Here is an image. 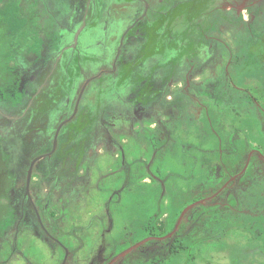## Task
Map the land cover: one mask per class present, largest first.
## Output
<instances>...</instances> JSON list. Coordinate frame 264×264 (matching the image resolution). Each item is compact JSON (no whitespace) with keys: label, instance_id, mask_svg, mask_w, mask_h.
Returning <instances> with one entry per match:
<instances>
[{"label":"rangeland","instance_id":"rangeland-1","mask_svg":"<svg viewBox=\"0 0 264 264\" xmlns=\"http://www.w3.org/2000/svg\"><path fill=\"white\" fill-rule=\"evenodd\" d=\"M234 41L228 43L227 80L215 72L210 84L202 80L199 95H181V103L172 104L187 107L185 112H164L167 104L157 97L148 120L108 115L105 127L94 128L99 138L91 143L82 134L97 122V107L79 111L55 161L71 164L74 150L78 163L72 169H79L81 178L71 196L44 186L52 207L65 209L56 242L29 229L32 264H63L67 250L66 264H264V43L252 50L237 48ZM220 69L226 73L225 66ZM55 74L61 85L55 101L26 115L24 169L33 153L30 141L38 133L52 139L73 113L84 82L75 87L73 79V86L63 89L66 79L60 70ZM20 120L0 118V131L9 133ZM157 122L163 123L159 129L151 125ZM70 172L56 176L68 179ZM51 210L59 215L56 207ZM50 211L44 213L47 222ZM161 224H175L164 239L177 235L188 249L148 258L147 229L157 234Z\"/></svg>","mask_w":264,"mask_h":264},{"label":"flooded vegetation","instance_id":"flooded-vegetation-1","mask_svg":"<svg viewBox=\"0 0 264 264\" xmlns=\"http://www.w3.org/2000/svg\"><path fill=\"white\" fill-rule=\"evenodd\" d=\"M3 8L6 24L10 30L20 34L21 46L35 50L40 58L32 72L35 89L31 99L20 116L11 118L12 123L21 118L19 128H22L23 137L30 124L26 120L27 113L32 110L33 113L39 112L56 99L55 90L61 85L57 83L59 75L55 72L60 70L67 81L63 89L69 84L68 88L73 86V79L75 87L80 80L84 81L73 113L62 119L52 139L43 138L38 133L33 138L36 143L30 144L34 153L35 149L39 152L41 146L51 143L52 149L39 156L51 153L58 129L63 125L56 151L43 158L48 161L57 154L59 145L64 144L67 125L86 106L92 110L97 107V122L89 127H92L90 131L86 127L82 134L91 143L99 138L94 128L105 127L109 123L105 121L108 115L131 113L141 117L140 120H148L147 115L157 97L167 104L163 107L164 112L170 109L177 113L185 112L187 107L172 104L175 101L181 103L178 101L181 95H199L202 80L210 84L215 72L216 76L227 80L228 43L235 40L237 48L252 50L262 43L249 41L248 35L239 37L231 29L228 31V25L239 23L243 28L257 20L259 25L254 31L264 30V0H60L59 4L57 0H5ZM53 32L59 33L60 37L54 35L48 43L43 34ZM55 44V53H49L47 57L42 52L38 54L41 50L55 47ZM222 66H225L224 74L220 69ZM77 71V78H72L71 72ZM48 84L51 86L46 89ZM162 124L151 125L159 129ZM21 141L19 153L11 164L18 173L23 172L24 165V138ZM72 152L78 159V154L74 150ZM72 152L67 154L71 157ZM86 155L82 154L79 167L83 168ZM78 170H73V178L77 180L81 178ZM53 178L52 186H55L60 176L55 174ZM68 186L66 189L70 188ZM25 196L28 198L26 185ZM33 204L40 228L49 240L56 242L54 236L61 232L60 228L51 222L45 225L34 201ZM48 207L49 202L44 210ZM47 226L58 233H51ZM26 236L29 235L18 231L0 235V264H32ZM37 236L43 234L39 232ZM69 257L70 253L67 260Z\"/></svg>","mask_w":264,"mask_h":264},{"label":"trees","instance_id":"trees-1","mask_svg":"<svg viewBox=\"0 0 264 264\" xmlns=\"http://www.w3.org/2000/svg\"><path fill=\"white\" fill-rule=\"evenodd\" d=\"M5 0H0V118L5 122H11V118L20 116L23 109L29 103L31 95L34 92V83L32 81L33 69L37 67L38 58L35 50L22 47L18 33L13 32L5 22L3 15V3ZM60 0H57L59 4ZM258 21L251 22L250 25H246L242 28L239 23L228 25V31H233L239 34V37L242 35H248L247 38L249 41L258 43L261 41L264 43V30L254 31L259 23ZM254 31V32H253ZM253 32V33H252ZM54 34H46L43 36L45 39L50 41L54 35L60 37L59 33L53 32ZM252 34V35H251ZM247 39L243 40L246 41ZM262 49H258V52ZM57 51V44L53 48H46L42 52L44 57H47L49 53H55ZM261 53V52H259ZM264 55V54H263ZM47 59V58H46ZM262 66V64H260ZM214 85V83L212 84ZM26 131V130H25ZM6 131H0V235L1 234H14L17 231L20 234L30 233L29 229L38 230L41 234L45 235L44 231L40 228L39 222L35 211L32 208V205L28 198L25 196V185L27 179V171L29 169L31 161L46 152H49L52 149V144L41 146L39 152L30 153L28 157L30 161L27 162L26 168L23 172L18 173V170L13 169L11 166L12 160L19 153L18 145L22 143L23 131L17 127L16 129L9 130V133ZM26 139L24 138V144ZM34 143L33 140L30 141V144ZM31 147V146H30ZM71 157H74V152L71 153ZM57 155V154H56ZM56 155L49 161L48 159H43L39 161L35 168L33 179L31 183V195L33 201L41 215L43 217L44 224H47L45 216L43 215L46 211H50L52 207L53 196H49L45 192V187L53 192L58 189V193L71 195V190L73 184H78L79 181L75 177V172L72 169L74 164H77L78 161L74 158L71 161V164L63 166L60 161H55ZM70 171L71 177L66 175L61 176L58 179V182L54 185V175L56 173H61V171ZM54 174V175H53ZM24 180V186L23 185ZM71 181V184H70ZM19 183L21 186H19ZM70 184V186H68ZM45 186V187H44ZM58 186V187H57ZM70 187L66 189V187ZM57 187V188H56ZM241 189V186H237V191ZM69 190V191H68ZM49 193V192H48ZM239 191V195H240ZM241 196V195H240ZM235 200H237L235 198ZM49 202L48 210H44L45 204ZM59 210V215L54 211H50L49 217L52 224H56L59 228L61 226L60 222L62 219V214L65 209L64 206L57 204L55 206ZM229 211V210H228ZM175 224L166 226L162 225L159 227L157 234L153 233L150 229H147V237H153L148 241L150 248L147 249L145 253L148 258H153L156 260L157 255H161V258L174 256L182 251L188 249L183 243H180L179 237L174 235L171 239L161 240L160 238L169 236L172 234ZM48 227V226H47ZM48 230L53 233L52 229L48 227ZM54 232L53 234H57ZM146 237V238H147ZM148 243L144 246L148 247ZM143 246V247H144ZM137 250H140L141 248ZM152 253L150 254V252ZM158 264H165L159 262Z\"/></svg>","mask_w":264,"mask_h":264},{"label":"water","instance_id":"water-1","mask_svg":"<svg viewBox=\"0 0 264 264\" xmlns=\"http://www.w3.org/2000/svg\"><path fill=\"white\" fill-rule=\"evenodd\" d=\"M62 126H63V125H61V126L59 127V129H58V132H57L56 137H55L54 147H53V150L51 151V153H49V154H47V155H42V156L37 157L36 159H34V160L31 162V165H30V167H29L28 175H27V181H26V195H27V197L30 199V201H31L32 204H33V200H32V197H31L30 186H31L32 178H33L34 167H35L36 163H37L39 160L43 159V158L46 157V156H47V157L51 156V155L56 151V148H57V138H58V135H59V132H60ZM33 205H34V204H33ZM36 211H37V210H36ZM37 215H38V218H39V220H40V222H41V225H42V227H43V229H44V225L42 224V221H41V218H40V216H39V213H38ZM170 236H172V235H170ZM149 240H151V239H149ZM149 240H147V241H149ZM140 245H141V244L135 246L134 249L137 248V247H139ZM66 252H67V253H66V257H65V260H64L63 264L66 263L67 258H68V250H67Z\"/></svg>","mask_w":264,"mask_h":264}]
</instances>
